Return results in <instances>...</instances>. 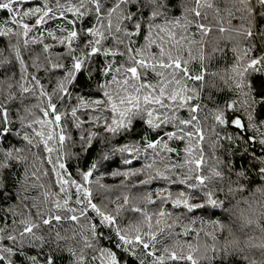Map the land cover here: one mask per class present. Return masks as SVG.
Here are the masks:
<instances>
[{
  "label": "snow or ice",
  "instance_id": "obj_1",
  "mask_svg": "<svg viewBox=\"0 0 264 264\" xmlns=\"http://www.w3.org/2000/svg\"><path fill=\"white\" fill-rule=\"evenodd\" d=\"M170 3L39 0L32 6L30 0H0L6 14L0 37L8 38L10 49V56L0 50V64L11 73L0 99V201L7 205L0 207V264H61L65 256L66 264H227L232 258L229 246H220L210 231L204 236L211 243L201 251L200 232L190 227L194 219L179 224L180 232L174 229L181 215L192 217L207 206L226 216L221 194L256 180L264 184V0H224L223 9L216 0H192L191 6L179 5L180 16L170 15ZM49 22L56 27L48 28ZM212 33L218 34L214 43L208 39ZM21 45L40 51L26 61ZM57 47L63 51L54 52ZM228 52L232 62L210 72V60L227 61ZM209 75L224 85L218 92L229 93L222 103L204 96ZM203 99L214 107L201 116ZM94 141L100 147L87 170L77 163L69 171V162ZM171 141L184 144L179 163L170 158L180 155ZM77 146L80 152L73 151ZM141 153L146 163L131 167ZM116 154L123 163L111 175L123 177V187L134 177L143 178L131 187L162 186L136 198L95 202L111 186L92 177ZM235 155H247L248 167L235 169ZM45 163L48 169L38 167ZM175 185L182 188L173 191ZM201 197L202 203L195 202ZM149 205L156 210L150 212ZM164 218L172 223L161 226ZM64 224L71 227L62 233L58 226ZM211 224L222 229L218 220ZM190 232L196 243L182 242Z\"/></svg>",
  "mask_w": 264,
  "mask_h": 264
},
{
  "label": "trees",
  "instance_id": "obj_2",
  "mask_svg": "<svg viewBox=\"0 0 264 264\" xmlns=\"http://www.w3.org/2000/svg\"><path fill=\"white\" fill-rule=\"evenodd\" d=\"M39 0H30V3L32 6H35ZM185 3L188 6L192 5V0H171L170 7L172 8L170 15L172 16H180L181 15V9L179 5L181 3ZM54 3V0H53ZM216 3L219 4V6L223 9L225 7L224 0H216ZM27 6V5H25ZM6 14L2 11H0V17L5 16ZM211 19V13L209 14ZM31 23V21H29ZM233 23H236V21H233ZM48 28L54 29L56 27V24L49 22L47 25ZM218 35L217 33H212L209 35V41L210 43H214L215 36ZM51 43V41H48ZM11 43H15V37L12 38ZM211 44L209 45V47ZM221 47H224V42H221ZM228 47H231L229 44ZM0 50H3L4 56H10V49H9V40L6 37H0ZM21 51L22 55L24 56L25 60H29L30 54L33 52H39L40 48L39 46L35 45H29L27 49L23 48L21 45ZM54 52H62L63 49L60 47H57L53 50ZM155 51V49H153ZM3 57H0V60H2ZM232 62V54L231 52L227 53V61H225L223 58L216 56L213 57L209 62V71H219L223 69L226 66V63ZM13 63H15L13 61ZM193 67H197L196 64H193ZM9 66L6 64H0V99L3 98L4 92L7 87V83L9 81L5 80L6 75H11V73L8 71ZM13 71L16 74V80L19 79V71L18 67L14 68ZM62 73H55V75H60ZM40 77H45V73L41 71L38 74ZM82 79V78H81ZM45 82V81H42ZM12 83H16V81H12ZM224 85L221 83L219 77L214 76H206V83L204 87V96L206 97L209 93L216 98L218 103H222L224 99L229 95L227 91H217V89H223ZM13 91L17 92L18 95V88H14ZM25 103H35L34 100H26ZM203 104H206L207 107H204L201 116L208 115L209 109L214 107V105L209 102L207 99H203ZM20 108V101L19 98H17L16 101L12 102L11 104V118L13 120L16 119V111ZM23 114V112H21ZM37 114H39L37 112ZM182 116L187 117L186 112L181 113ZM211 117L209 116L208 123L211 124ZM18 126V125H15ZM229 132L235 133L234 128H229ZM72 135L74 138L78 137V131L75 129H72ZM100 147L98 141H94L93 146L91 149L88 150L87 153H81L79 160H72L69 162V171L74 172V169L77 165L84 170H87L88 164H90L92 159H95L98 155L97 149ZM105 149L108 148L107 145L104 146ZM170 147L176 149L180 152V155L178 156L175 152L170 154V158L172 161L179 163L183 157L182 149L184 147V144L182 142L178 141H171ZM257 155H261L259 145H256L253 149ZM74 152H80V148L77 146L73 149ZM237 153L240 151V148L236 149ZM205 153L209 157V164L212 163L210 157H211V151L207 147V144H205ZM218 155H222L223 153H217ZM227 159V157H224ZM235 169H240L243 167H248V158L247 155H245L243 158L239 155H235L233 157ZM123 160L122 157L119 154H116L115 156L110 155L108 161L102 162V164L98 167V171L94 173L92 179L95 180L96 176L101 177V183L111 186L110 190L104 191L100 190V193L97 196V200L95 202H99L100 198H104V202L108 203L110 200H115L116 197L127 194L130 198H136L143 194L146 190H154L156 187L162 186V182H154L153 184L149 185L147 189L145 188H136L131 187V185L136 184L138 179H141L143 177H134L131 178L124 183L128 185L127 188L123 187L121 185V181L124 180L123 177H113L111 175V172L117 169H120L122 166ZM144 163H146L144 159L143 153L140 155L139 160H133V163L131 167L133 168H140ZM159 166V164H158ZM38 167H42L45 169H48L50 166L46 163L43 165H38ZM255 169H253L254 171ZM19 171H23V167L20 168ZM179 171V170H177ZM51 175V173H50ZM235 179V177H233ZM42 182L48 183L49 178L43 177ZM244 183V182H241ZM225 187L227 188V181L225 182ZM182 188L180 185L173 186V191L179 190ZM94 193L97 192V190L93 189ZM38 190H33L30 194L31 195H37ZM155 199V195L153 196ZM221 199H225V203L227 205L225 212L226 216L222 213V210H212L211 206H207L206 211H197L194 216L189 217L187 214L181 215L180 221L177 222V227L174 229L175 232H180L181 228L179 227V224L184 223L187 224L189 222V219H194L196 221L195 224L190 225V227L195 228L197 231L200 232L199 240L201 245V251L203 252V248L205 244H210L211 240L208 237L204 236V231H210L214 232L219 245L223 246L224 244H227L229 246V252L231 254V259L227 262V264H240L239 260L242 261V264H264V184H260L259 180H256L254 184H246L244 183L243 190L239 191H233L230 194H225L224 196L221 194ZM122 203V200L119 201ZM140 203V206L143 207L144 205L142 202L137 201ZM195 202L202 203L203 198L197 199ZM6 203L4 201H0V207H6ZM109 207H112L111 204H109ZM167 210L169 212H172L173 209L170 205L166 206ZM148 210L155 211L156 206L155 205H149ZM125 217L127 218H133L131 213H125ZM175 215V213H174ZM218 220L222 224L221 228H214L211 224L212 221ZM203 221V223H201ZM172 223V219L164 218L162 221L161 226H165L167 224ZM71 226L68 224H64L61 226H58L59 230L63 233V230L65 228H70ZM202 229V231H201ZM167 231V229L165 228ZM68 235H71L69 232ZM181 241L187 240L191 243H196V236L195 233L190 232L187 236H181ZM165 244H168L171 242L170 238L166 237L163 241ZM71 243V241H69ZM67 257L65 256L64 261L61 262V264H66Z\"/></svg>",
  "mask_w": 264,
  "mask_h": 264
}]
</instances>
